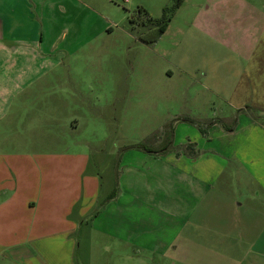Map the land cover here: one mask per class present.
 Returning <instances> with one entry per match:
<instances>
[{
    "label": "crops",
    "instance_id": "1",
    "mask_svg": "<svg viewBox=\"0 0 264 264\" xmlns=\"http://www.w3.org/2000/svg\"><path fill=\"white\" fill-rule=\"evenodd\" d=\"M83 7V0H0V264H73L81 230L98 236L97 246L106 239L115 264H264V26L253 18L251 39L249 31L225 37L219 32L237 22L222 29L209 7L191 22L203 36L178 39L177 71L190 75L193 94L218 91L231 114L210 119L180 106L168 115L148 103V116L161 122L191 119L173 122L170 147L146 151L134 142L121 152L109 166L117 193L94 212L114 187L104 193L100 165L71 148L80 124L71 90L85 82H71L70 66L61 73L73 52L58 57L54 44L59 27L62 36L88 38ZM201 41L228 49L226 65L218 67L212 50L200 54ZM98 80L114 101L105 91L118 86ZM79 102L90 105L82 94Z\"/></svg>",
    "mask_w": 264,
    "mask_h": 264
},
{
    "label": "rangeland",
    "instance_id": "2",
    "mask_svg": "<svg viewBox=\"0 0 264 264\" xmlns=\"http://www.w3.org/2000/svg\"><path fill=\"white\" fill-rule=\"evenodd\" d=\"M237 1L83 0L86 5L83 12L87 9V19L91 25L88 27V38L71 39L70 35L62 36V29L58 28L54 36L56 39L59 34L54 42L58 57L61 56V52L66 56L63 51L73 52L71 56L63 57L64 64L59 66L61 73L66 71L63 68L70 66L71 82L76 80L85 82L83 89L71 90L73 114L78 116L80 124L68 139L73 141L71 147L73 150L81 148L80 150L90 152V165H100L104 193L108 188L114 187V170L109 166H112L113 162L117 163L121 152L135 144L134 142L144 143L153 149L161 148L166 144L165 135L168 129L171 135L174 133L173 122L190 118L182 115L161 122L162 116L159 118L148 116V103L156 101L161 110L168 115L179 111L180 106L189 110V113H185L188 115H193L194 110L199 109L201 112L205 110L202 116L212 117L210 119L231 114L232 109L227 105L226 98L215 94L214 91L218 92L215 89L195 91L193 94L192 86L195 84L188 83L191 81L190 75L180 74L176 66H179L177 52L184 46L178 39H181L182 35L190 38L203 36L201 31L191 26V22L193 20L200 22L199 14L205 12V8L209 7L213 17L221 21L222 29L226 24L227 27H234L233 32L226 27L225 32H219L228 38L249 31L248 39H251L253 18L259 29L264 26V0H244V3L248 4L246 6L240 5V2L238 5ZM139 8L146 11L147 17L145 12L138 13ZM172 13L175 15L168 30L152 42V37L157 34L156 21ZM244 18L248 19V26L245 25L246 21L240 26ZM149 19L152 20L150 23L147 22ZM236 22L235 26L229 25ZM191 42L193 45L194 40ZM200 43L202 47L205 45L207 48L201 49L200 54L212 50L216 52V62L222 63L218 67L226 65L223 62L228 49L211 42ZM235 43L233 39V48ZM209 47L211 48L208 49ZM196 52L194 51V54ZM166 67L174 71L173 77L167 78L163 74ZM204 67L208 69L209 65L205 64ZM200 74L197 78H202ZM99 78H105L109 82V88L115 87V84L118 86L116 89L105 91L106 95L111 93L110 98L114 101L110 100L108 103L109 100L102 96V91L98 88ZM81 94L90 100L87 107L79 102ZM210 98L211 103L207 105ZM198 101L200 105L196 106L195 103ZM97 112H102L103 117H98ZM159 127H162L163 131ZM83 231L76 233L79 245L73 256V264H115L112 249L104 247L108 244L104 241L106 239L97 246L98 236L92 237ZM154 259L157 260V257L154 256Z\"/></svg>",
    "mask_w": 264,
    "mask_h": 264
},
{
    "label": "trees",
    "instance_id": "3",
    "mask_svg": "<svg viewBox=\"0 0 264 264\" xmlns=\"http://www.w3.org/2000/svg\"><path fill=\"white\" fill-rule=\"evenodd\" d=\"M142 12H145V14H146V11L144 10V9H142V8H139L138 9V13H142ZM173 14L174 13H172V14H170L169 16H167V17H162L161 19H159V20H157L156 21V27H157V34H156V36L155 37H152V42L153 41H155L163 32H164V30L166 29V27H167V25H168V23H169V21L171 20V18H172V16H173ZM146 17H147V14L145 15ZM152 20L151 19H149L147 22H151ZM131 22H133V20L131 19ZM148 24V23H147ZM142 38V37H141ZM190 122H192V123H195L193 120H189ZM200 123L198 122L197 123V125H198V127L200 128V130L202 131V132H204L203 131V128L201 127V125H199ZM226 129H230V127H226ZM168 139H167V143H166V146L168 145V147H170L171 146V142H172V135H171V131L169 130V132H168ZM132 146H135V147H138V148H141V149H143V150H146V151H150V148H149V146H147L146 144H144V143H138V144H136V145H132ZM167 148V147H166ZM166 148H163V149H161V150H164V149H166ZM160 150V151H161ZM116 193H117V189H116V186L114 187V189L112 190V192L106 197V199H104L102 202H100L99 203V206L96 208V210L94 211V212H96L97 211V209L99 208V207H101V206H103V204L107 201V200H109V199H111V198H113L115 195H116Z\"/></svg>",
    "mask_w": 264,
    "mask_h": 264
}]
</instances>
